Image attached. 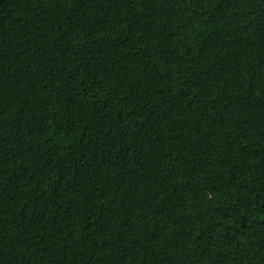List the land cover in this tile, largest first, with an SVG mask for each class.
<instances>
[{
	"label": "trees",
	"instance_id": "obj_1",
	"mask_svg": "<svg viewBox=\"0 0 264 264\" xmlns=\"http://www.w3.org/2000/svg\"><path fill=\"white\" fill-rule=\"evenodd\" d=\"M0 264H264V0H0Z\"/></svg>",
	"mask_w": 264,
	"mask_h": 264
}]
</instances>
